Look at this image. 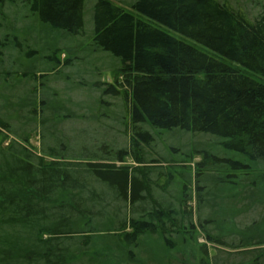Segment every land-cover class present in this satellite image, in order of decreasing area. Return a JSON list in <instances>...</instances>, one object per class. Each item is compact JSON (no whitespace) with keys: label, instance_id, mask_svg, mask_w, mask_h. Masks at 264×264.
Here are the masks:
<instances>
[{"label":"trees","instance_id":"1","mask_svg":"<svg viewBox=\"0 0 264 264\" xmlns=\"http://www.w3.org/2000/svg\"><path fill=\"white\" fill-rule=\"evenodd\" d=\"M21 3L49 32L82 35L86 0H0V8ZM92 20L96 50L119 63L113 83L95 84L105 87L99 104L104 96L125 102L129 148L74 161L65 160L61 144L37 154L27 138L10 139L0 118V264H72L102 238L136 249L143 237L165 235L194 243L202 235L200 264H264V214L236 222L264 206V10L250 17L221 0H137L127 8L94 0ZM49 109L47 121L68 118ZM173 130L210 135L244 159L199 152L196 223L189 185L175 197L172 179H150L159 163L150 132ZM128 157L134 167L125 166ZM218 201H226L227 214H219ZM208 245L226 249L227 258Z\"/></svg>","mask_w":264,"mask_h":264},{"label":"rangeland","instance_id":"2","mask_svg":"<svg viewBox=\"0 0 264 264\" xmlns=\"http://www.w3.org/2000/svg\"><path fill=\"white\" fill-rule=\"evenodd\" d=\"M111 1L127 8L137 0ZM221 1L245 11L250 17L264 10V0ZM93 4L94 0H86L83 33L76 37L49 32L47 25L37 20L28 4H5L0 8V118L10 125V139L19 142L27 138L26 146L37 154L47 153L61 144L68 157L65 160L74 161L93 152L98 157V153L103 154L105 150L113 155L129 148V118L125 102L119 97L104 96L102 100L105 103L99 104L100 90L104 86L97 88L95 84L113 83L119 63L94 46ZM31 74L35 81L29 79ZM259 82L264 84L262 80ZM42 102H45L44 111L40 106ZM35 106L34 120L29 111ZM51 107L60 108L59 117L68 118L47 121L53 115ZM39 120H44V125ZM150 133L154 138L151 155L159 162L152 165L155 169L150 179L159 175L162 184L172 179L169 193L175 197L182 184L189 185L187 207L190 206L188 210L192 211V221L196 223L195 168L202 158L199 152L204 149L215 155L244 159L223 150L216 138L210 135H193L180 130ZM125 166H135L132 157L125 160ZM169 168H177L178 174L172 171L169 174ZM168 198L174 200L172 196ZM217 204L222 206L219 214H227L226 201H218ZM262 214L264 206L257 205L241 214L236 222L240 227L249 225ZM101 235L108 234L103 232ZM204 241L202 235L196 243L188 236L185 242L178 235H165V239L146 236L138 248L127 249L118 248L111 238H102L97 246L89 249L87 258L72 264H200L203 255L198 244ZM208 249L213 256L227 258L228 251L224 248L217 250L219 253L209 245Z\"/></svg>","mask_w":264,"mask_h":264}]
</instances>
